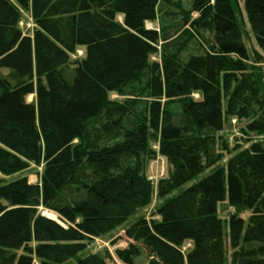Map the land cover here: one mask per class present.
<instances>
[{
  "label": "trees",
  "instance_id": "obj_1",
  "mask_svg": "<svg viewBox=\"0 0 264 264\" xmlns=\"http://www.w3.org/2000/svg\"><path fill=\"white\" fill-rule=\"evenodd\" d=\"M159 2L0 0V175L44 165L39 184L0 179V264H116L106 250L84 254L151 203L144 175L151 139L169 167L155 189L163 203L153 213L158 220L141 217L124 230L120 264L142 257L144 264H225L227 250L229 264H264V143L229 151L220 135L233 116L252 117L246 134H264L263 75L248 64L234 0H193L198 16L186 22L194 30L187 39H202L199 52L183 57L181 36L163 34L170 42L162 59L149 63L159 36L145 22ZM243 2L258 65L264 0ZM21 11L31 13V34L18 27ZM77 49L84 57L72 61ZM137 83L139 97L149 99L141 103L147 118L122 132L133 103L120 107L108 95ZM223 153L232 155L220 166ZM225 201L235 210L226 236L217 214ZM241 212L249 213L246 225ZM186 242L192 246L182 251Z\"/></svg>",
  "mask_w": 264,
  "mask_h": 264
},
{
  "label": "rangeland",
  "instance_id": "obj_2",
  "mask_svg": "<svg viewBox=\"0 0 264 264\" xmlns=\"http://www.w3.org/2000/svg\"><path fill=\"white\" fill-rule=\"evenodd\" d=\"M192 1L193 0H160L157 8H156V15L155 19L153 21H147L145 22V28L150 31H155L159 39L157 41V44L155 45V53H153L149 58V63H160L163 55V47L166 43H169L170 41L163 42L162 36L163 34L166 35H172V34H178V36H181V38L186 42L185 48L182 52L183 57H187L190 54L198 53L201 49L200 42L202 43L201 38H196L195 40H188L187 35L192 34L194 35V30L191 29V27L186 24V22L193 21L197 18L198 13H195L192 11ZM235 5V15L238 20V24L240 27V33L241 38L243 41V44L250 56L248 64L253 67V71L258 75V72L263 75V78L261 79V83L259 80V89L260 94L263 96L264 101V62L260 64H255L253 59V53L257 52L260 54V51L257 48L254 36L251 32L246 13L244 10V2L243 0H234ZM118 22L122 21L121 17L117 18ZM18 27L22 31L23 34H31L32 30L34 29V24L32 21L31 13L29 11H21V18L18 23ZM165 35V36H166ZM205 38H210L211 35L206 33L204 35ZM84 57V50L83 49H77L75 53L71 54L70 59L72 61L77 59H82ZM259 69V70H258ZM143 83V82H142ZM142 87L141 83L134 84L132 86L124 87L120 92H112L108 95L109 101L114 105H119L120 107L126 106L128 103H133L130 107V112L125 116V119L122 122V132H126V130H131L134 128V126H137L138 124L143 122V119L141 116H145L147 118V110L144 108H147V104L145 106L141 103L148 102L149 99L141 98L139 97L140 94L138 89ZM192 98L195 100L198 99L197 94L192 95ZM33 97H28L27 102H32ZM164 100H161L160 103L163 105ZM226 100H222V107L223 110L225 109ZM126 108V107H124ZM170 109L177 113L180 108L177 106L176 103L170 104ZM117 114V113H116ZM127 117V118H126ZM252 119L245 117L243 119L237 118L235 116L233 117H226L225 122L223 125V130L220 133V135L224 138V140L227 143V148L229 151H231L235 146H239L241 150H244L250 146L251 143H264V134L258 135L254 133H245V128L248 122H250ZM124 135V133L121 134V137ZM77 141H75L76 143ZM220 146V144H219ZM220 149V147H219ZM218 149V150H219ZM147 150L149 151V154L144 158V175L147 178V180L152 185V200L151 203L139 210L134 216L129 218L122 226L115 229L111 233L93 240L91 245L89 246L88 251L84 254L89 253H99L103 251H107L112 261L116 264H120V262L116 259L115 252L118 250H124L127 248L128 241L124 238V230L132 223H134L137 219L144 217L147 220H150L151 218L156 221L158 220L157 216H154L153 213L156 211V208L163 203V200H159L156 196V185L157 183L162 180L166 179L169 171V167L167 164V161L164 157L160 156L158 154V141L157 140H150L148 143ZM232 154H226L223 153V160L219 164L220 166H224L228 158ZM44 165L43 164H29V168L24 170L18 175L12 176V177H3L0 175V179H3L5 182H9L14 180L17 177L24 176L28 179V182L30 184H39L40 176L42 174V169ZM212 169L206 170L204 173H202L199 177H197L194 181L186 185L183 189L188 188L193 183H196L200 179L208 176ZM4 205V204H3ZM39 212H41L42 216L51 217L52 214L42 211L41 208H39ZM235 213V210L227 205V202L220 203L217 208V214L219 219L224 224V234L225 236L228 233L227 228V221L230 215ZM249 216L248 212H241L239 214V217L246 221ZM51 219H53L51 217ZM56 222L62 226L65 227V224L62 223L59 219L56 217ZM192 244L190 242H186L182 246V251H186L190 249ZM230 251L227 250V256L225 264H229L230 262ZM137 264H144L145 259L139 258L136 260ZM74 261H71L67 264H72Z\"/></svg>",
  "mask_w": 264,
  "mask_h": 264
},
{
  "label": "bare ground",
  "instance_id": "obj_3",
  "mask_svg": "<svg viewBox=\"0 0 264 264\" xmlns=\"http://www.w3.org/2000/svg\"><path fill=\"white\" fill-rule=\"evenodd\" d=\"M52 214V213H51ZM51 217L53 218V219H51ZM51 217H49L51 220H53V221H55L56 222V216L54 215V214H52V216Z\"/></svg>",
  "mask_w": 264,
  "mask_h": 264
},
{
  "label": "built area",
  "instance_id": "obj_4",
  "mask_svg": "<svg viewBox=\"0 0 264 264\" xmlns=\"http://www.w3.org/2000/svg\"><path fill=\"white\" fill-rule=\"evenodd\" d=\"M47 219H50L49 217L45 216ZM51 220V219H50Z\"/></svg>",
  "mask_w": 264,
  "mask_h": 264
}]
</instances>
